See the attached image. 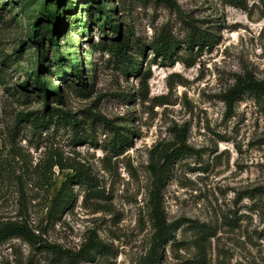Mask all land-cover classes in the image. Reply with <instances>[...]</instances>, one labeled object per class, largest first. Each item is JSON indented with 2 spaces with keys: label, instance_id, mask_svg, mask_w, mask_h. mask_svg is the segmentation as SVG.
I'll return each mask as SVG.
<instances>
[{
  "label": "rangeland",
  "instance_id": "1",
  "mask_svg": "<svg viewBox=\"0 0 264 264\" xmlns=\"http://www.w3.org/2000/svg\"><path fill=\"white\" fill-rule=\"evenodd\" d=\"M39 1L0 0V226L24 225L36 240L0 242V264H264V114L250 95L231 111L223 99L238 76L264 82V0H100L118 34L96 14L81 11L87 35L59 14L60 52L81 63L65 80L53 64L42 72L61 102H45L30 76ZM161 35L176 44L169 58L153 53ZM192 36L207 42L189 46ZM121 38L140 74L98 46ZM62 111L79 125H62ZM176 137L191 150L158 189L175 228L155 249L151 166ZM78 173L87 178L76 183ZM64 185L72 199L57 211Z\"/></svg>",
  "mask_w": 264,
  "mask_h": 264
},
{
  "label": "trees",
  "instance_id": "2",
  "mask_svg": "<svg viewBox=\"0 0 264 264\" xmlns=\"http://www.w3.org/2000/svg\"><path fill=\"white\" fill-rule=\"evenodd\" d=\"M53 3L57 4L59 7L61 5V9L58 10H49L48 9V1L40 0L39 1V16L35 17L31 24V40L36 47V67L34 72L30 75L33 76L34 85L40 90V94L43 97L44 101L47 102L48 96L50 95L55 100L61 102L62 95L58 87L53 86L52 89H47L44 85L43 79L40 78L42 72L45 70H49V66L53 64L55 66L54 73H56L57 77L61 80H65L66 77H73L75 73L80 75L81 70L79 66L81 65L80 60H73L68 57L69 55H62L60 52V47L56 40V36H58L59 27L57 19L62 16L59 14H66L67 20L71 21V29L72 30H81L85 35L88 34L86 28V21L83 17L84 11L85 17H90L95 15L96 21L100 18L99 27L104 29L106 27L111 28L113 32L116 34L119 33V25L115 23L114 18L110 14L113 11L111 8L105 7L104 2H100V0H74L69 2L68 9L63 8V1L67 0H52ZM76 4H81V9L79 13H74V9ZM43 18L47 21H43ZM39 22H43L44 24L38 25ZM65 21L61 24V27L64 28ZM64 36V35H63ZM70 38V37H69ZM45 40L47 41L49 46H52L55 50V56L51 59L47 57V49L45 48ZM70 41V39H67ZM207 41L199 36V37H191L188 40L189 46L193 44L204 45ZM71 44L67 46L70 48ZM101 50H107L111 53L120 63L124 66V70L133 74H140L141 72V63L138 62L134 57L128 54V42L127 39L121 38L117 42H112L109 44L102 43L98 45ZM176 47L174 41L170 40L167 36L161 35L158 38V41L152 47L154 54H159L163 59L169 58L172 55L173 49ZM143 53V52H142ZM79 58V57H78ZM80 59V58H79ZM149 75H146L148 77ZM84 83V82H83ZM82 83V85H83ZM26 84V83H25ZM85 86V85H83ZM250 95L253 97L255 102L260 106L263 114H264V82L255 79L254 77L245 74L242 76H238L234 82V84L227 90V92L223 95V99L226 103L228 111H231L232 104L234 101L240 97L241 95ZM48 117L50 116L49 113ZM56 120L60 121L62 125H70L71 128H75L79 125V121L69 112L62 111L61 115L55 113ZM40 122H36L38 126H44L48 120H45L44 115L41 116ZM50 119V118H49ZM36 125V127H37ZM190 147L186 145L185 140L182 137H176V144L169 146V148H163L158 153V158L156 163L152 164V174L154 178L153 184V192L151 196V221L154 227L153 234V243L155 249H160L162 247L163 242L166 238L172 235L174 231V224L166 223L163 215V211L161 209V203L159 200V187L162 185L164 179L170 172L173 163L175 160L183 156L184 154H188L190 152ZM71 178V177H70ZM87 178V175L77 174L76 175V183H80ZM72 196L71 191L67 186H63L60 193L54 198L53 207L54 210L65 209L71 202ZM11 236H20L29 242H36L35 237L30 233L24 225H18L16 223H8L0 226V242ZM44 247L50 249L49 245H43ZM100 245L97 243H91L90 245H84L82 250L83 254H89L90 250L96 248ZM52 248V247H51ZM54 250V249H52ZM158 255V251H154V257Z\"/></svg>",
  "mask_w": 264,
  "mask_h": 264
}]
</instances>
